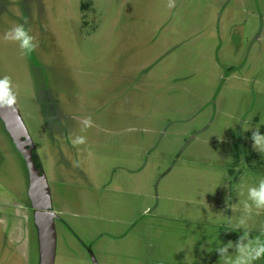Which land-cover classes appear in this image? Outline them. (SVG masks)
I'll return each mask as SVG.
<instances>
[{
	"label": "rangeland",
	"instance_id": "374dc122",
	"mask_svg": "<svg viewBox=\"0 0 264 264\" xmlns=\"http://www.w3.org/2000/svg\"><path fill=\"white\" fill-rule=\"evenodd\" d=\"M17 24L38 45L29 55L4 40ZM5 76L57 217L54 264H225L216 249L244 234L240 219L264 240V211L244 209L264 179L251 140L264 129V0H0ZM0 183L26 205L1 120ZM33 226L28 258L0 226V264L36 263Z\"/></svg>",
	"mask_w": 264,
	"mask_h": 264
},
{
	"label": "clouds",
	"instance_id": "9594fccd",
	"mask_svg": "<svg viewBox=\"0 0 264 264\" xmlns=\"http://www.w3.org/2000/svg\"><path fill=\"white\" fill-rule=\"evenodd\" d=\"M169 8L175 7V3L170 2ZM27 23V20H25ZM5 41L17 42L21 49V55H29L38 47L34 42V37L29 34L24 24H17L4 34ZM17 104V95L13 91L12 81L8 76L0 78V109H13ZM83 129H88L93 126L91 117L84 118L82 121ZM82 129V130H83ZM252 147L257 152H264V134H261L257 129L251 135ZM73 146L85 144L83 136H77L71 139ZM92 153L89 152V156ZM248 200L252 203H244L245 212L249 218L252 213L253 206L256 210L264 211V179L260 180L258 187H249L247 192ZM231 223V219H228ZM243 228L244 234L233 243L228 241L224 247H218L216 251L220 254L225 264H254L255 261L264 257V240L259 237L250 238L248 226L245 219H240L236 223V230ZM233 248L235 255L228 257V249Z\"/></svg>",
	"mask_w": 264,
	"mask_h": 264
},
{
	"label": "water",
	"instance_id": "95a60500",
	"mask_svg": "<svg viewBox=\"0 0 264 264\" xmlns=\"http://www.w3.org/2000/svg\"><path fill=\"white\" fill-rule=\"evenodd\" d=\"M0 120L27 169V198L33 209L31 220L36 236V264H54L56 249L54 223L57 217L52 212L46 178L35 166L34 147L16 106L13 109H0ZM90 256L95 264L91 253Z\"/></svg>",
	"mask_w": 264,
	"mask_h": 264
},
{
	"label": "flooded vegetation",
	"instance_id": "af4514ba",
	"mask_svg": "<svg viewBox=\"0 0 264 264\" xmlns=\"http://www.w3.org/2000/svg\"><path fill=\"white\" fill-rule=\"evenodd\" d=\"M251 142V140L249 141ZM34 163L36 168L39 169L40 172V164L37 161L36 157H33ZM0 218L4 219V222L2 221V224L5 225V230L1 229V235L2 237H6L8 234L13 233L20 235L24 237L28 235V219L31 220V215L33 212V209L30 206V202L27 199L26 205L18 203V201L11 200L8 202V204L4 203L0 205ZM26 222V224H25ZM23 223V231L21 230V224ZM26 225V227H24ZM17 229V230H16Z\"/></svg>",
	"mask_w": 264,
	"mask_h": 264
},
{
	"label": "crops",
	"instance_id": "0c3cea01",
	"mask_svg": "<svg viewBox=\"0 0 264 264\" xmlns=\"http://www.w3.org/2000/svg\"><path fill=\"white\" fill-rule=\"evenodd\" d=\"M8 196H9L8 189L2 183H0V205H2L4 203L8 204V202L11 201V199H9ZM2 221L4 222V219L0 218V226H1V228L3 230H5V225L6 224H4V226H3ZM28 222H29V219H28ZM25 224H26V222H25ZM24 227H26V225H24ZM33 229H34V236H35V228H34V226H33ZM21 230L23 231V223L21 224ZM22 235L23 234H21V233H20V235L10 233L6 237H2V235H1V237L4 238L3 239L4 246L12 247L13 250H15L16 253H19V255L21 257L28 258V254H29L28 250H29V247H30V238H29L28 235L25 236V234H24V237ZM35 238H36V236L34 237V245H35V249H36V239ZM34 255H35V260H36V263H37V253H36V251H35Z\"/></svg>",
	"mask_w": 264,
	"mask_h": 264
},
{
	"label": "trees",
	"instance_id": "16d2710c",
	"mask_svg": "<svg viewBox=\"0 0 264 264\" xmlns=\"http://www.w3.org/2000/svg\"><path fill=\"white\" fill-rule=\"evenodd\" d=\"M84 5V4H83ZM84 7V6H83ZM259 131H260V133L262 134L263 132H264V129L263 128H261V129H259ZM258 158V157H257Z\"/></svg>",
	"mask_w": 264,
	"mask_h": 264
}]
</instances>
